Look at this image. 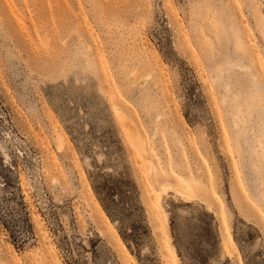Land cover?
<instances>
[{
	"label": "rangeland",
	"instance_id": "374dc122",
	"mask_svg": "<svg viewBox=\"0 0 264 264\" xmlns=\"http://www.w3.org/2000/svg\"><path fill=\"white\" fill-rule=\"evenodd\" d=\"M0 264H264V0H0Z\"/></svg>",
	"mask_w": 264,
	"mask_h": 264
}]
</instances>
